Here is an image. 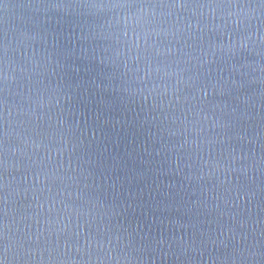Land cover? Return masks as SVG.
<instances>
[{
    "label": "water",
    "instance_id": "obj_1",
    "mask_svg": "<svg viewBox=\"0 0 264 264\" xmlns=\"http://www.w3.org/2000/svg\"><path fill=\"white\" fill-rule=\"evenodd\" d=\"M3 0V264H264V0Z\"/></svg>",
    "mask_w": 264,
    "mask_h": 264
},
{
    "label": "snow or ice",
    "instance_id": "obj_2",
    "mask_svg": "<svg viewBox=\"0 0 264 264\" xmlns=\"http://www.w3.org/2000/svg\"><path fill=\"white\" fill-rule=\"evenodd\" d=\"M144 0H116L117 7H132L137 4H142ZM161 4L164 3V0H159ZM3 3V0H0V4ZM173 4L178 3L180 6H183V0H172ZM0 50H3V45H0ZM0 248H2V244H0ZM0 264H3V261L0 260Z\"/></svg>",
    "mask_w": 264,
    "mask_h": 264
}]
</instances>
